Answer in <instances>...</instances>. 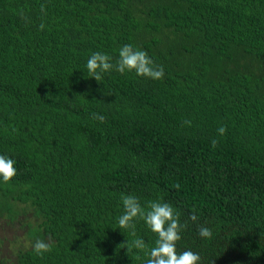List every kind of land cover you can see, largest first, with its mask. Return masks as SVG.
<instances>
[{"label":"trees","instance_id":"trees-1","mask_svg":"<svg viewBox=\"0 0 264 264\" xmlns=\"http://www.w3.org/2000/svg\"><path fill=\"white\" fill-rule=\"evenodd\" d=\"M125 44L163 79L88 77L93 52L114 63ZM0 155L16 168L0 217L27 240L0 264H146L157 237L117 228L122 193L180 211L177 253L264 264V0H0Z\"/></svg>","mask_w":264,"mask_h":264},{"label":"clouds","instance_id":"clouds-1","mask_svg":"<svg viewBox=\"0 0 264 264\" xmlns=\"http://www.w3.org/2000/svg\"><path fill=\"white\" fill-rule=\"evenodd\" d=\"M44 11V6H41ZM44 24L41 23L40 29L43 30ZM88 77L94 78L97 82L103 79V73L116 71L121 75L135 73L137 77H144L152 80H160L164 77L163 65H158L148 56V53L132 44L123 45L118 51V59L113 63L112 57L104 52H93L86 62ZM110 94V93H109ZM92 119L104 123L105 116L98 113L92 114ZM186 126H191L190 120L183 122ZM227 128L221 125L217 132L220 136L226 134ZM219 143L218 139L213 138L211 145L213 148ZM16 175L14 159L5 155H0V182L9 183ZM177 184L176 188L179 189ZM123 213L118 217L117 228L120 230H130L131 235L135 236V221L142 220L146 227L156 235L154 246L146 253L148 259L146 264H199L201 257L192 250H185L177 253V242L182 238V232L187 227V222L181 223L180 211L172 204L165 202L163 198L149 200L141 204L140 198L131 194H121L120 197ZM189 220L195 222L198 215L193 210ZM116 229V228H115ZM198 235L202 239H211L212 230L203 225L198 226ZM124 247L127 252L133 249L144 251L147 247L144 239L135 238L125 241ZM53 242L37 239L31 244L32 251L40 257L45 253L51 252Z\"/></svg>","mask_w":264,"mask_h":264},{"label":"rangeland","instance_id":"rangeland-1","mask_svg":"<svg viewBox=\"0 0 264 264\" xmlns=\"http://www.w3.org/2000/svg\"><path fill=\"white\" fill-rule=\"evenodd\" d=\"M19 218L20 216H17L5 221L0 217V257H10L15 247L27 243V240L23 239V229Z\"/></svg>","mask_w":264,"mask_h":264}]
</instances>
